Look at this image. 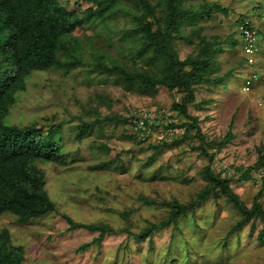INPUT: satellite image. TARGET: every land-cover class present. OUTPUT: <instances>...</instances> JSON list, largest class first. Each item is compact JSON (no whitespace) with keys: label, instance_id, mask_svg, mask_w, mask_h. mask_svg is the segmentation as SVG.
Segmentation results:
<instances>
[{"label":"rangeland","instance_id":"374dc122","mask_svg":"<svg viewBox=\"0 0 264 264\" xmlns=\"http://www.w3.org/2000/svg\"><path fill=\"white\" fill-rule=\"evenodd\" d=\"M61 2L80 14L91 6L78 0ZM206 3H216L226 12L214 10L210 18L204 14L206 19L186 22L180 34L173 31L172 47L180 61L190 63L200 57L203 37H216L224 46L231 45L239 39L237 24L241 20L250 19L260 30L256 64L245 65L240 45L215 58L220 69L210 71L205 80L216 81L230 69H239L235 74L239 79L226 86L197 78L190 82V91L159 86L141 93L129 90L115 75L107 77L96 71L100 62L136 68L133 56L141 42L133 16L143 15L144 9L129 3L119 4L114 9L117 13L106 21L86 23L72 33L78 40L82 67L69 73H32L7 121L21 127L64 124L65 150L72 159L65 166L39 164L46 173L45 189L57 206L56 213L21 225L11 214L0 215V232L9 230L13 244L25 249L24 264H264V238H259L264 222L259 220L254 226L250 222L231 233L242 213L225 197H211L178 227L156 232L151 240L137 241L124 231L140 232L151 223H160L170 209L165 201L188 205L197 199L206 186L204 168L209 164L202 148L214 154L213 170L232 178L233 190L248 206L257 199L264 208V0H183L186 8L198 9ZM149 4L157 6L155 14L163 25L165 12L159 11L163 1L149 0ZM162 66L155 58L142 70L159 75ZM193 69L188 64L185 72L191 76ZM248 72L258 73V79L245 92L242 76ZM184 99L186 116L172 109ZM95 110L111 118V126L103 133L96 127L79 140L70 126L79 125L81 119L94 120ZM142 116L156 126L140 137L132 125ZM195 121L199 136L188 127ZM170 124L176 127H168ZM101 144L110 152L102 151ZM111 159L115 163L109 170L90 169ZM248 168H253L252 179L239 180ZM144 198L157 203L148 204ZM66 216L84 225L109 226L113 232L100 247L93 243L99 237L97 232L70 230Z\"/></svg>","mask_w":264,"mask_h":264},{"label":"trees","instance_id":"16d2710c","mask_svg":"<svg viewBox=\"0 0 264 264\" xmlns=\"http://www.w3.org/2000/svg\"><path fill=\"white\" fill-rule=\"evenodd\" d=\"M61 1L63 0H0V215L11 214L17 218L20 225L58 211L45 189L47 177L39 164L50 162L65 166L70 163L72 157L65 150L64 124L51 123L44 127L33 123L21 127L10 124L7 118L18 102L20 94L26 90L27 81L34 71L58 70L69 73L84 65L81 52L76 48L78 40L72 36L76 29L83 28L86 23L95 20L106 21L109 15L117 13L114 9L121 3H129L133 7L141 6L144 9L143 15L133 16L138 41L141 42L138 54L133 56L136 68L133 70L117 63L109 67L101 62L94 67L100 74L107 77L115 75V80L122 79L129 90L132 88L141 93L159 86L169 91L180 87L190 91V82L197 78L199 81L209 82L210 80H205L206 75L212 70L220 69L215 60L217 55L240 45V39L234 40L229 46H224L216 37L212 40L203 37L200 42L199 58L190 63L180 61L178 58L172 47L173 31L180 34V27L186 22L191 24L196 19H206L204 14L210 18L214 10L226 12L216 3H206L194 9L186 8L183 0H162L163 8L159 10L165 12L163 18L165 23L162 25L155 14L157 6L149 4V0H78L91 4L85 14L68 10ZM102 57L105 59L107 56ZM155 58H159L163 64L159 75L142 70L145 66H151ZM139 63L142 66H139ZM188 64L194 68L191 76L185 72ZM243 65L242 62L241 66ZM94 69L92 68V71H95ZM237 69L232 68L225 76L210 82L222 83L224 86L233 83L239 79L238 75H235ZM172 109L186 116L187 99L181 103H174ZM95 114L94 120L81 119L79 125L70 126L69 129L76 132L79 140H83L96 127L103 133L106 126H111L108 123L113 122L111 118L101 116L98 111ZM150 123L149 118H145L142 125L139 121H134L132 128L136 136L141 137L150 133L151 128L156 126ZM168 127L176 125L170 124ZM188 127L190 130L196 129L198 136L201 135L196 121ZM187 136L189 137V134ZM100 149L106 153L111 150L105 144H101ZM261 151L264 152V147ZM202 154L208 158L209 164L204 168L206 186L197 199L188 205L174 199L165 201L163 204L170 209L160 223H151L140 232L126 229L124 231L127 234L137 241L151 240V236L156 232L171 226L178 227L182 219L213 196L216 200L225 197L242 213V219L231 233L250 222H253V226L259 220L264 222L262 204L256 199L252 206H248L233 190L232 178H223L213 170L214 154L210 155L206 148H202ZM114 159L91 166L90 169L109 170L115 163ZM252 171L253 168H248L241 174L239 180H251ZM262 187L264 188V180ZM144 200L148 204L157 203L146 198ZM66 220L72 231L86 229L97 232L99 237L93 243H100V247L104 238L113 232L109 226L84 225L74 222L68 216ZM259 238H264V229ZM88 246H82L78 251L81 252ZM25 259L24 247L13 244L9 230L0 232V264H24Z\"/></svg>","mask_w":264,"mask_h":264},{"label":"built area","instance_id":"2783aa9c","mask_svg":"<svg viewBox=\"0 0 264 264\" xmlns=\"http://www.w3.org/2000/svg\"><path fill=\"white\" fill-rule=\"evenodd\" d=\"M239 32L242 40V54L245 56L248 65H254L257 62V54L259 53L258 47V35L256 30L250 26L248 22L242 23L238 26ZM258 75L255 72L250 73L247 76L243 77V90L248 92L254 85ZM263 103H260V105ZM150 117L154 118L153 115ZM147 118V116L140 117L137 121H139L140 125L143 124V120Z\"/></svg>","mask_w":264,"mask_h":264},{"label":"clouds","instance_id":"9594fccd","mask_svg":"<svg viewBox=\"0 0 264 264\" xmlns=\"http://www.w3.org/2000/svg\"><path fill=\"white\" fill-rule=\"evenodd\" d=\"M241 21H243L242 23H246V22H248L249 24H250V26H252L255 30H256V32H257V35H258V37H259V32H260V30L254 25V23L253 22H251V20L249 19V20H241ZM240 21V22H241ZM242 23H238L237 24V31H238V34H239V39H240V49H241V46H242V40H241V35H240V32H239V28H238V26L240 25V24H242ZM242 51V50H241ZM242 56H243V54H242ZM243 59L245 60V63H246V66H252V65H248L247 64V60H246V58H245V56H243ZM256 73V72H255ZM250 74V72H248L246 75H244V76H247V75H249ZM257 75H258V73H256ZM244 76H242V80H243V77ZM258 79V78H257ZM256 79V80H257ZM256 82V81H255Z\"/></svg>","mask_w":264,"mask_h":264}]
</instances>
